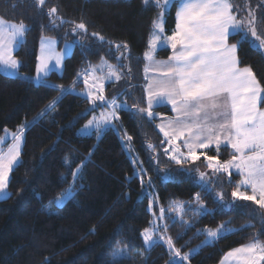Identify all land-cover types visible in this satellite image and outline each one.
<instances>
[{
    "label": "trees",
    "instance_id": "1",
    "mask_svg": "<svg viewBox=\"0 0 264 264\" xmlns=\"http://www.w3.org/2000/svg\"><path fill=\"white\" fill-rule=\"evenodd\" d=\"M261 2L233 0L243 10L238 18L246 15V6L255 10V27L264 39ZM52 7H56L57 14L66 21L84 22L89 35L72 34L70 29L74 25L71 23L52 28L47 15ZM176 8L177 1L166 12L168 33L175 28ZM159 11L161 9L152 5L145 6L142 0H45L42 7L35 0H0L2 18L10 22L22 20L29 26L25 42L14 52L22 62L21 75L8 77L0 70V136L5 134V129L16 132L60 97L47 115L37 117L39 122L25 130L21 159L9 181L10 198L0 199V264H107L116 247H126L128 251V258L120 260L119 264H169L171 253L167 244L161 242L146 248L141 233L152 226L149 223L154 219L152 213L159 214L160 207L168 209L172 202H191L183 214L187 224L179 218L173 222L169 217L178 214L171 212L164 217L167 231L162 228L181 254L191 253L188 262L183 264H218L225 253L236 247L255 238L264 242L261 231L264 210L251 201H240V207L228 210L220 208L214 199V193L222 191L225 200H231V192L241 176L233 173L232 183H228L226 174L214 176L209 171L207 177L212 181L213 193H206L199 186L196 171L204 172L207 167L203 156L195 162L176 164L161 147L164 136L157 127L160 117L150 119L146 113L136 111V108H147L143 54L148 50L152 21ZM92 32L115 43H126L127 58L118 61L116 56L120 53L114 47L109 52L108 44L92 38ZM42 37L57 39L60 49L66 42L77 41L72 53L65 58L63 70H54L47 76L49 86H40L33 79ZM239 40V36L230 37V42ZM171 53L167 48L158 50L156 56L167 58ZM238 55L240 64L251 67L264 86V54L245 41L238 45ZM102 57L124 73L120 81L106 83L105 97L126 101L128 108L119 109L116 127L109 126L97 139L95 132L88 136L78 134L94 113L89 110L86 95L79 93L86 85L78 80V73L101 63ZM55 85H63L65 93ZM152 111L173 113L164 105ZM125 133L132 137L131 152L125 149V141L121 139ZM149 144L155 147L149 148ZM232 151L221 147L218 158L228 160ZM89 152L92 153L90 158ZM206 152L216 155L214 147ZM86 158L73 197L58 207L52 201L72 183L65 160L73 159L71 166L75 169ZM134 159L138 161L136 164L132 163ZM141 167L147 170L145 190L134 174ZM149 177L152 187H146ZM198 192L201 203L214 210L213 213L193 214L194 196ZM152 198L155 203L149 209ZM226 221H231L227 227L236 231L207 245L202 243L206 235L198 234V229L217 228ZM246 224L255 226L242 228Z\"/></svg>",
    "mask_w": 264,
    "mask_h": 264
},
{
    "label": "snow or ice",
    "instance_id": "2",
    "mask_svg": "<svg viewBox=\"0 0 264 264\" xmlns=\"http://www.w3.org/2000/svg\"><path fill=\"white\" fill-rule=\"evenodd\" d=\"M38 6L42 7L45 0H35ZM145 6L152 5L161 11L152 21V31L148 40V50L144 52L143 58L148 61L145 65L147 108H136L140 114L148 118H155L152 112L154 106L171 105V111L175 118L165 125H158L159 131L163 133L164 139L161 147L169 158L176 164L184 161H198L203 156L206 166L215 176L217 174L228 176V183H232L233 172L239 174L241 179L236 183L231 192V200H225L224 193L215 192L214 199L220 208L235 210L240 207V201H251L264 210V86H261L251 67H240V60L237 55L238 45L241 42H249L250 47L259 50L264 54V39L257 34L255 27V10L246 6V15L242 13L239 5L233 0H178L179 6L175 13V28L171 35L165 34L164 16L173 0H142ZM264 7V0L261 2ZM49 24L52 28H59L65 23L74 26L70 29L74 35H89L84 22L76 23L66 21L57 14V8L48 10ZM29 26L22 20L8 22L0 18V69L8 77H19V68L22 62L15 58L14 51L25 42L26 32ZM67 34V33H66ZM91 37L101 44H108L109 52L113 47L120 55L116 56L118 61L126 59L128 51L126 43H115L106 40L98 32L90 33ZM239 36L236 43H229V38ZM56 39L42 37L40 41V54L37 57L36 76L33 78L40 86H49L48 74L61 67L66 56L69 55L76 40L66 42L62 51H56ZM121 48L124 52H120ZM170 48L172 54L166 61L155 60L158 50ZM101 65L90 66L83 73L85 85H89V78L93 83L86 90V98L89 101L90 109L94 111L97 102H103L111 108L110 112L101 113L99 117L94 116L79 130V135L88 136L92 129H95L97 139L101 131L111 126L115 128L114 121L119 120V109L127 110L126 101L118 102L117 97L108 100L103 94V83L97 80L120 81L124 73L118 70L117 65L107 64L101 58ZM158 65L159 67H153ZM108 68L104 77H95V72ZM131 69L128 70L130 74ZM81 74L78 73V76ZM151 75V79H149ZM60 92L65 93L63 85H55ZM75 90V83L71 86ZM60 97L54 99L46 110H41L37 117L43 118L51 111ZM134 108L136 106H133ZM37 117L32 121L18 127L16 132L9 133L5 129V135L0 136V144H3L10 136L12 143L7 151L0 148V199L9 197L8 187L10 173L19 162L21 156V145L24 140L25 130L39 122ZM125 141V149L131 152V136L121 138ZM180 141L185 151L176 143ZM167 145V147H164ZM149 148L154 145L149 144ZM215 148L216 155H207L206 150ZM221 147H230L233 151L231 158L221 161ZM198 152L200 154H198ZM92 155L88 154V158ZM81 161L75 169L72 168L73 159H66L65 165L72 176V183L63 191L60 196L54 198L52 203L58 207L63 206L66 201L73 197L75 185L80 179L81 171L88 160ZM137 160H132L136 164ZM140 164L143 162L140 161ZM186 171H190L186 169ZM198 172L199 186L206 193L212 194V181L208 179L205 172ZM147 170L139 168L134 174L140 178L142 190H145L144 175ZM67 181V176L64 177ZM151 177L147 180L146 187H152ZM250 189L251 195L241 189ZM196 208L194 215L210 214L214 210L206 208L201 203V194L194 196ZM155 200L150 201L149 209L152 208ZM191 202H172L168 209L160 207L159 215L153 212L154 217L149 223L151 227L142 230L141 236L146 248H151L157 243H166L171 253L169 264H183L189 260L191 253L181 254L179 248H175L170 236L165 237L159 233L161 227L167 231V224H157L156 220H163L166 214L176 212L178 216L169 218L175 222L179 218L183 223V214L186 205ZM255 211V209H254ZM231 221L221 222L216 229H198V234H205L203 244L207 245L230 234L235 229L227 228ZM253 224L243 225L242 228L254 227ZM261 231L264 232V221ZM119 244V242H117ZM195 251V250H193ZM112 260L107 264H119L120 260L128 258L126 247H116L112 251ZM221 264H264V242L258 238L248 244L241 245L225 253Z\"/></svg>",
    "mask_w": 264,
    "mask_h": 264
},
{
    "label": "rangeland",
    "instance_id": "3",
    "mask_svg": "<svg viewBox=\"0 0 264 264\" xmlns=\"http://www.w3.org/2000/svg\"><path fill=\"white\" fill-rule=\"evenodd\" d=\"M171 6H172V4H170L169 5V8H168V10L167 11H169V9L171 8ZM166 11V12H167ZM166 12H165V14H166ZM164 21H165V23H164V27H165V31H166V21H167V16L165 15L164 16ZM256 26V25H255ZM256 30H257V34L261 37V35H260V32H259V30L257 29V27H256ZM48 38H53V37H48ZM55 39V38H54ZM69 42H71V41H69ZM65 46H66V43L64 44V46H63V48H59L58 46H55L56 47V51H62L64 48H65ZM73 49H74V46H73V48H72V50H71V52L69 53V55L72 53V51H73ZM39 54H40V52H39ZM67 57V56H66ZM65 57V58H66ZM64 61H65V59H64ZM64 61H63V63H62V65H61V67L60 68H58V69H55V70H57V71H61V70H63V68H64ZM104 61H106L107 62V64H111V65H114L113 63H111L110 61H108L107 59H104ZM102 63V62H101ZM101 63H99V64H97V65H94V66H98V65H101ZM54 71V70H53ZM52 72V71H51ZM50 72V73H51ZM49 73V74H50ZM107 73H108V68L107 67H104L103 68V71H97V72H95L93 75L95 76V77H104V76H106L107 75ZM48 74V75H49ZM36 76V74L33 76V78ZM48 80V79H47ZM97 83H100V82H102L103 83V94H104V88H105V85H106V83L107 82H109L108 80H97L96 81ZM93 83V80L90 78V80H89V85H87V87H85L84 89H80L79 90V93H81V94H83V95H86V90H87V88L91 85ZM118 102H121V101H118ZM123 102V101H122ZM98 104H100L101 105V107H96L95 108V110H94V113H93V115L91 116V118L90 119H92L94 116H96V117H99L100 116V114L101 113H107V112H110L111 111V108L108 106V105H105V104H103V102H97V105ZM118 111V110H117ZM155 114V116L157 115L156 113H154ZM158 116V115H157ZM89 119V120H90ZM116 121H114V123H115ZM87 123V122H86ZM85 123V124H86ZM84 124V125H85ZM83 125V126H84ZM83 126L80 128V129H82L83 128ZM109 127V126H108ZM108 127H106V128H108ZM106 128H104L101 132H103ZM8 132L9 133H12V132H14V131H11L10 129H8ZM93 132H95V129H92L91 130V133H93ZM90 133V134H91ZM5 135V134H4ZM3 135V136H4ZM24 140H25V132H24ZM24 140H23V143H22V145H21V152H22V149H23V144H24ZM12 143V140H11V137L9 136L7 139H6V141L3 143V144H0V148H2L3 149V151H7V148H8V146L10 145ZM202 157V156H201ZM20 159H21V156H20V158H19V161H20ZM219 159V158H218ZM221 160V159H220ZM222 161V160H221ZM19 163V162H18ZM17 163V164H18ZM16 164V165H17ZM14 169V168H13ZM204 170V172L207 174L209 171L211 172V170L210 169H208L207 167H206V169H203ZM13 171V170H12ZM12 173V172H11ZM11 173H10V177H11ZM10 181V180H9ZM8 191V193H9V189L7 190ZM154 200V198H152V201ZM185 211V210H184ZM159 214H157V216H158ZM156 223L157 224H160V225H163V224H165L164 223V219L163 220H160V219H157L156 220ZM162 228L163 227H161L160 228V230H159V233L161 234V235H163V236H165V237H168L167 235H165L164 234V232L162 231ZM228 228V227H227ZM208 229H216V228H208ZM186 263L188 262V261H185Z\"/></svg>",
    "mask_w": 264,
    "mask_h": 264
},
{
    "label": "crops",
    "instance_id": "4",
    "mask_svg": "<svg viewBox=\"0 0 264 264\" xmlns=\"http://www.w3.org/2000/svg\"><path fill=\"white\" fill-rule=\"evenodd\" d=\"M175 1H177V8H178V6H179V3H178V0H173V2H175ZM173 4V3H172ZM177 8H176V10H177ZM166 15V14H165ZM0 18H2L1 16H0ZM4 19V18H3ZM7 21V20H6ZM8 22H10V21H8ZM165 34L166 35H171V33H168V32H166L165 31ZM48 38V37H47ZM56 41H57V39H56ZM229 43H233V42H230V38H229ZM56 46H58V41H57V43H56ZM170 49V48H169ZM15 52V51H14ZM172 54V53H171ZM13 55H14V53H13ZM237 55H238V51H237ZM15 56V55H14ZM15 58H17L16 56H15ZM238 58H239V55H238ZM18 59V58H17ZM168 59V57L167 58H158L157 56H156V54H155V60H157V61H166ZM148 63V61H146V64ZM153 67H159L158 65H153ZM240 67H246V66H242L241 64H240ZM247 67H249V66H247ZM20 69V68H19ZM252 69V68H251ZM0 70H2V69H0ZM62 71V70H61ZM254 72V71H253ZM255 74V73H254ZM256 75V74H255ZM152 77H151V75H149V79H151ZM256 78H257V76H256ZM257 80H258V78H257ZM259 81V80H258ZM146 84H147V80H146V82H145V88H146ZM262 86V85H261ZM85 87H87V86H85ZM147 94V93H146ZM164 106H169L170 108H171V105H164ZM156 106H154L153 108H155ZM260 107H262V108H264V106L261 104L260 105ZM152 108V109H153ZM151 109V110H152ZM153 112V111H152ZM154 113V112H153ZM159 117H160V120L157 122V126L158 125H165V128H166V130H168V128H167V125H168V121L169 120H173L174 118H175V113L173 112L171 115H166V114H157ZM159 129V128H158ZM163 134V133H162ZM180 147H181V150L182 151H185L186 152V149H184L183 148V145H182V143L180 142V141H177L176 142ZM230 148V147H229ZM198 154H200L199 152H198ZM233 173H235V172H233ZM242 191H247L248 192V194L249 195H251L252 193H251V191H250V189H244V188H242L241 189ZM248 244V243H247ZM245 245V244H244ZM240 247V246H239ZM236 248H238V247H236ZM236 248H234V249H236ZM233 250V249H232ZM231 251V250H230ZM218 264H221V262L220 263H218Z\"/></svg>",
    "mask_w": 264,
    "mask_h": 264
},
{
    "label": "built area",
    "instance_id": "5",
    "mask_svg": "<svg viewBox=\"0 0 264 264\" xmlns=\"http://www.w3.org/2000/svg\"><path fill=\"white\" fill-rule=\"evenodd\" d=\"M85 71L86 70H83L80 74V76L78 77V80H82V81H84V75H83V73H85ZM91 78V77H90ZM90 78H89V80H90Z\"/></svg>",
    "mask_w": 264,
    "mask_h": 264
},
{
    "label": "water",
    "instance_id": "6",
    "mask_svg": "<svg viewBox=\"0 0 264 264\" xmlns=\"http://www.w3.org/2000/svg\"><path fill=\"white\" fill-rule=\"evenodd\" d=\"M96 108V107H95ZM90 111H92V110H90Z\"/></svg>",
    "mask_w": 264,
    "mask_h": 264
}]
</instances>
